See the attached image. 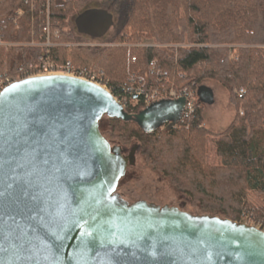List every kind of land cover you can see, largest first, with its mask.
I'll list each match as a JSON object with an SVG mask.
<instances>
[{
    "label": "water",
    "instance_id": "obj_1",
    "mask_svg": "<svg viewBox=\"0 0 264 264\" xmlns=\"http://www.w3.org/2000/svg\"><path fill=\"white\" fill-rule=\"evenodd\" d=\"M91 38L107 18L74 20ZM201 104L214 102L201 84ZM135 98V96H133ZM184 99L128 113L100 84L66 74L12 81L0 91V264H264V230L117 192L135 162L102 134V117L146 132L178 122Z\"/></svg>",
    "mask_w": 264,
    "mask_h": 264
},
{
    "label": "trees",
    "instance_id": "obj_2",
    "mask_svg": "<svg viewBox=\"0 0 264 264\" xmlns=\"http://www.w3.org/2000/svg\"><path fill=\"white\" fill-rule=\"evenodd\" d=\"M63 1L61 4L51 0V31L61 29L51 39L78 42L81 37L77 30L78 36L73 29L62 30L64 19L96 9L98 3ZM117 3L120 7L113 23L116 29L106 39L109 44L54 46L49 58L60 65L72 60L76 68L103 69L100 84L114 97L122 94L131 74L142 78L139 82L144 83L145 89L161 83L177 89L192 83L199 86L205 80L224 87L235 114L215 143L221 159L217 167L205 164L204 146L210 130L199 125L200 109L188 129L176 130L167 123L160 135L156 130L144 131L134 121L107 118L119 127V141L136 138L140 155L153 169L170 177L176 190L210 212L222 211L227 218L238 220L248 205L247 191L264 193V0ZM37 8L31 10L28 0H0L3 39L28 42L43 37L45 17L39 13L41 1ZM17 9L22 13L14 22L10 17ZM145 38H152L155 45H141ZM42 52L43 48L37 45L0 46V76L4 82L28 77L29 65L37 64ZM152 60L157 69L167 72V77L148 72ZM238 89L243 92L233 93ZM131 106L128 102L125 110L128 112ZM256 227L264 230L261 224Z\"/></svg>",
    "mask_w": 264,
    "mask_h": 264
},
{
    "label": "rangeland",
    "instance_id": "obj_3",
    "mask_svg": "<svg viewBox=\"0 0 264 264\" xmlns=\"http://www.w3.org/2000/svg\"><path fill=\"white\" fill-rule=\"evenodd\" d=\"M42 3V8L40 14H42L44 19L43 27V37L40 39L25 42H12L5 40L9 45L5 46H18V45H37L43 48L42 56L37 64H31L28 67L29 76L43 75L44 62L49 61L48 72L52 74H63L62 65L52 62L49 58V51L51 47L54 46H82V47H103L106 46V39L113 34L116 29L115 20L118 15L119 5L118 0H86L89 5L93 3H98L96 9L100 14L104 15L109 23L108 31L104 37L101 38H90L76 32V26L74 24V18L68 16L64 19L61 26L63 31L74 30L75 34L81 37L78 42H59L52 41V37H57L61 29L59 27L53 31L50 28L51 22V0H28V4L31 10L38 9V3ZM64 3L63 0H53ZM93 7V6H92ZM33 20V19H32ZM44 28H46L47 33ZM33 35V34H32ZM142 44L155 45L152 38H145ZM183 46H191L190 44H184ZM70 62L75 66L74 62ZM44 64V65H43ZM53 71V72H52ZM27 74V73H26ZM46 75V74H44ZM20 77V76H18ZM22 79V78H20ZM5 78L0 76V83L4 82ZM19 80V79H18ZM204 83L210 86L214 94V102L212 104H201L200 107V127H205L209 129L210 133L206 137V142L204 146V160L205 164L209 167H217L221 165V159L216 153L215 143L219 138V134L228 126L232 117L235 114V106L229 100L228 91L222 87L218 82L213 80H205ZM105 87V86H104ZM106 88V87H105ZM107 89V88H106ZM233 93L235 91L233 90ZM230 101V102H229ZM133 101H131L132 103ZM137 111V110H136ZM135 109L133 111H128L130 114L136 113ZM241 113V108L238 109ZM134 112V113H133ZM190 125V124H189ZM188 126H175L173 129L179 130L181 128L188 129ZM99 128L105 138L112 144L118 145L122 148L124 155L129 154L132 147L136 146L135 150V162L133 165L129 166L126 170L125 175L120 179L117 192L126 201L132 203L138 200H145L158 205H172L179 207L187 212L193 214H213L221 217H227L222 211L210 212L207 209L201 207L198 202H193L189 195L181 193L176 190L171 184L170 177L163 175L161 172L153 169L149 162H147L139 153L138 142L134 137H128V141L125 143L119 141L120 129L118 126L114 125L112 121L106 116L102 117L99 122ZM164 126L156 130L157 135L164 130ZM245 203L248 205L242 210L238 220L249 225L258 226L259 224L264 227V193H258L256 191H247Z\"/></svg>",
    "mask_w": 264,
    "mask_h": 264
},
{
    "label": "built area",
    "instance_id": "obj_4",
    "mask_svg": "<svg viewBox=\"0 0 264 264\" xmlns=\"http://www.w3.org/2000/svg\"><path fill=\"white\" fill-rule=\"evenodd\" d=\"M21 9H17L14 16L10 17V19L14 22L17 21V15L21 14ZM47 33L46 28H44ZM7 43L2 35L0 34V46H7ZM143 46H148V44H141ZM130 45H128L129 47ZM45 64V65H44ZM43 72L44 74H52L48 72V66L50 65L49 61L44 62ZM148 72L150 74H156L159 76H168L166 71H162L157 69L156 63L152 60L149 64ZM62 73L75 76L78 78H82L84 80H88L94 82L96 84H100L101 80L104 77L103 69H87V68H76L70 61L65 62L62 65ZM53 72V71H52ZM54 74V73H53ZM142 78L136 77L134 74H131L128 79V84L124 87L121 95L115 97L116 101L120 103L123 108L128 105V102H131V107L129 111H133L135 109L136 113L140 110L146 108L150 104L160 101V100H176L179 98L184 99V105L181 111L180 118L178 122L173 124L171 127L175 126H188L189 122L194 118L196 112L200 109L201 103L198 101V97L196 94L198 85L190 84L186 86H180L178 89L173 86H167L165 83H161L158 86H149L148 89L144 88V83L139 82ZM11 82H1L0 83V91L6 85ZM105 86L103 84H100ZM106 87V86H105ZM237 94H241L243 92L242 89L235 90ZM135 96V98H133ZM141 101V103L139 102Z\"/></svg>",
    "mask_w": 264,
    "mask_h": 264
},
{
    "label": "flooded vegetation",
    "instance_id": "obj_5",
    "mask_svg": "<svg viewBox=\"0 0 264 264\" xmlns=\"http://www.w3.org/2000/svg\"><path fill=\"white\" fill-rule=\"evenodd\" d=\"M76 18V17H75ZM75 20V19H74ZM106 34V33H105ZM82 35H84V36H87V37H90L89 35H86V34H82ZM103 37V36H102ZM91 38V37H90Z\"/></svg>",
    "mask_w": 264,
    "mask_h": 264
},
{
    "label": "crops",
    "instance_id": "obj_6",
    "mask_svg": "<svg viewBox=\"0 0 264 264\" xmlns=\"http://www.w3.org/2000/svg\"><path fill=\"white\" fill-rule=\"evenodd\" d=\"M210 87V86H209ZM211 88V87H210ZM212 89V88H211Z\"/></svg>",
    "mask_w": 264,
    "mask_h": 264
}]
</instances>
